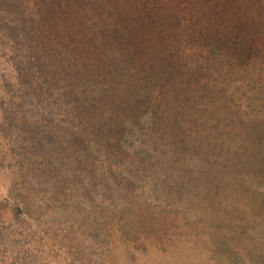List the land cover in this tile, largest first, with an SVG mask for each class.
<instances>
[{"label":"rangeland","instance_id":"obj_1","mask_svg":"<svg viewBox=\"0 0 264 264\" xmlns=\"http://www.w3.org/2000/svg\"><path fill=\"white\" fill-rule=\"evenodd\" d=\"M5 2L0 0V100L7 94L3 86L17 94L11 85L20 65L19 51L10 52L17 30L9 25L13 15H6ZM213 43L219 62L190 90L176 82L179 90L162 104L167 116L158 105L140 114L133 107L123 118V134H113L109 146L91 126H85L88 144L68 137L66 121L50 123L57 126L51 130L28 98L20 112L27 120L18 119L21 114L3 120L0 112V228L33 230L26 245L25 236L13 237L19 264H264V63L237 52L230 40ZM199 45L186 41L178 62L198 70L205 63L195 55ZM71 76L74 91L94 88L84 70ZM67 89L59 108L73 102ZM114 96L105 101L108 109L91 117L98 128L105 122L106 131L116 117L111 111L120 95ZM7 129L18 139L5 138ZM171 130L178 141L166 144ZM13 150L26 151L28 160L7 156ZM22 177L39 210L32 207V219H14L12 212L9 198L18 196ZM7 257L11 264L17 255Z\"/></svg>","mask_w":264,"mask_h":264},{"label":"trees","instance_id":"obj_2","mask_svg":"<svg viewBox=\"0 0 264 264\" xmlns=\"http://www.w3.org/2000/svg\"><path fill=\"white\" fill-rule=\"evenodd\" d=\"M5 1V9H8L6 15L14 16L9 18V25L17 30L13 36L15 42L13 46H9L10 52L19 51L20 65L15 69L14 84L11 85L17 87V94H12L11 87L9 90H6V86L2 88L7 93L5 100H0L3 120L15 121L16 116L21 114L18 119L23 121L24 113L20 112L28 98L34 108H38L37 113H42V119L50 121L45 125L51 130L57 127H53L54 123H70L68 137L73 138L76 143H89V140H84L89 134L85 126H91L95 134L104 135V141L107 137L105 145L109 146L116 133L123 134V118L125 114L130 116L129 110L133 107V113L136 114L142 113L149 106L152 110L159 107L160 113L167 116L169 107H162V104L170 102L168 97L171 91L179 90L177 83L180 81L184 84L180 87L183 91L190 90L193 80L197 82L204 70L214 68L215 63L219 62L221 54L218 55L214 41L220 43L230 40L237 45V52L264 63V0ZM186 41L200 44V49L194 54L204 57L202 62L205 63L198 70L191 69L188 61L184 64L178 62L179 58L184 57V53L181 54L178 49ZM207 49L208 54H203V50ZM64 62L67 64L64 65ZM82 70L87 74L86 81L92 82L94 88L86 86L80 91H74L73 82H68L73 78L71 75ZM99 84L103 85V91L95 95V91L101 89L98 88ZM63 88H68L64 93L73 102H66V106L59 108L63 104L57 100L60 99ZM115 93L120 97L111 111L116 116L111 119L110 128L113 125L112 129L116 131L111 135L112 129L106 131L103 128L105 122L98 123L101 126L98 128L91 117L93 113H103L105 107L108 109L105 101H115ZM91 99L95 103L90 106ZM108 117L110 116L107 115V119ZM134 123L138 124L136 120ZM10 130L3 132L5 138L8 134L9 140L18 139V135ZM174 132L175 130L166 131V144L172 138L178 141V134ZM186 144L189 149L194 146L187 141ZM11 152L20 160L27 159L26 151L18 150L16 153L13 150L7 156H11ZM24 177L18 184L19 187L15 188L19 192L18 196L9 198L14 202V219L20 216L32 219L31 211L34 206L29 202L31 198L25 194L32 190L21 186ZM42 205L44 206V202L39 207ZM35 211L39 210L35 208ZM19 230L7 232L0 228V264H5L4 260L8 259L9 253L17 255L11 264H19L21 257L15 251L13 237L15 234L25 236L22 244L26 245L28 234L33 233L29 226L21 225ZM40 238L43 239L42 236ZM23 254L26 256L27 251H23Z\"/></svg>","mask_w":264,"mask_h":264}]
</instances>
